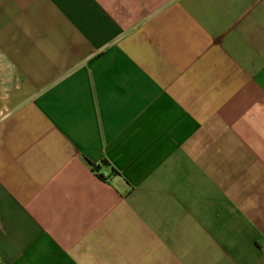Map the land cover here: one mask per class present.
Segmentation results:
<instances>
[{
  "label": "crops",
  "instance_id": "1",
  "mask_svg": "<svg viewBox=\"0 0 264 264\" xmlns=\"http://www.w3.org/2000/svg\"><path fill=\"white\" fill-rule=\"evenodd\" d=\"M0 264H264V0H0Z\"/></svg>",
  "mask_w": 264,
  "mask_h": 264
},
{
  "label": "trees",
  "instance_id": "2",
  "mask_svg": "<svg viewBox=\"0 0 264 264\" xmlns=\"http://www.w3.org/2000/svg\"><path fill=\"white\" fill-rule=\"evenodd\" d=\"M102 165L106 168H110V174L115 172V170L110 166V164L107 161H103ZM94 168L99 170V167H94ZM99 175H100V177L105 179L104 176L102 175V173H100Z\"/></svg>",
  "mask_w": 264,
  "mask_h": 264
},
{
  "label": "built area",
  "instance_id": "3",
  "mask_svg": "<svg viewBox=\"0 0 264 264\" xmlns=\"http://www.w3.org/2000/svg\"><path fill=\"white\" fill-rule=\"evenodd\" d=\"M102 173V175L104 176L105 179H107L109 173L104 171V172H99V174Z\"/></svg>",
  "mask_w": 264,
  "mask_h": 264
}]
</instances>
